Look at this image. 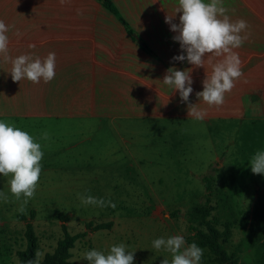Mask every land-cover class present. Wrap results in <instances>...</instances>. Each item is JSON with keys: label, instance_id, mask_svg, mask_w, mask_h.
I'll return each mask as SVG.
<instances>
[{"label": "rangeland", "instance_id": "374dc122", "mask_svg": "<svg viewBox=\"0 0 264 264\" xmlns=\"http://www.w3.org/2000/svg\"><path fill=\"white\" fill-rule=\"evenodd\" d=\"M250 121L209 128L142 120L85 129L82 122L61 119L54 133L49 119H28L22 121L24 127L13 123L41 144L44 155L35 195L23 214L18 209L24 198L17 201L9 191L10 176L0 174V192L8 195V202L0 198V264H18L26 221L34 227L40 261L62 237L60 215L71 234H83L70 249L69 259L76 264H89L87 251L108 254L121 243L134 251L133 264H161L163 259L171 264L172 255L154 249L152 242L180 235L186 247L194 243L190 227L206 230L200 209L207 194L202 176L207 173L214 177L207 221L220 231L226 252L236 264H264L255 217L264 211V175L253 174L249 166L253 154L264 150V121ZM73 127L77 133L84 130L80 143L74 139L82 135H74ZM44 132L48 140L41 139ZM78 194L106 204L84 205ZM100 223L111 225L96 229ZM199 247V264H226Z\"/></svg>", "mask_w": 264, "mask_h": 264}, {"label": "crops", "instance_id": "0c3cea01", "mask_svg": "<svg viewBox=\"0 0 264 264\" xmlns=\"http://www.w3.org/2000/svg\"><path fill=\"white\" fill-rule=\"evenodd\" d=\"M112 1L140 41L97 0H71L63 6L58 0H0V20L9 27V55L31 54L42 60L50 52L56 56L54 79L38 84L27 79L13 82L11 63L0 58V121L20 126L28 119H49L50 133L61 119L82 122L85 129L142 120L209 128L240 119L264 121V0H223L231 21L243 19L249 27L241 33L248 39L234 49L243 75L219 107L209 106L196 93L203 91V81L211 74L208 60L215 63L220 58L206 55L204 68L173 60L186 56L173 40L178 33L165 23L167 15L175 14L178 0ZM179 15L172 23L179 24ZM17 30L22 33L19 37ZM169 68L192 69L193 91L187 102L162 82ZM189 104L206 113L203 120L188 116ZM260 130L264 132V126ZM72 131L82 135L74 139L77 143L84 140L83 129Z\"/></svg>", "mask_w": 264, "mask_h": 264}, {"label": "clouds", "instance_id": "9594fccd", "mask_svg": "<svg viewBox=\"0 0 264 264\" xmlns=\"http://www.w3.org/2000/svg\"><path fill=\"white\" fill-rule=\"evenodd\" d=\"M61 6L70 3L71 0H58ZM82 14L81 10H77ZM227 9L223 6V0H178V7L175 14L179 15V24L172 23L175 16L167 15L165 23L170 24V30L177 32L173 37L178 41L185 55L173 57V60L185 61L194 68L205 65V56L220 58L215 63L210 58L208 63L212 66L210 76L203 81V91L196 93L198 98L209 106H222L225 94L235 87L243 72L242 64L238 54L234 51L243 45L248 39L246 32L249 25L243 19L235 22L231 21L226 14ZM9 27L3 20H0V58L3 62L11 63L10 70L13 82H20L27 79L34 84L43 80L48 83L55 77L56 56L50 52L43 60L31 54H22L15 58L9 55V39L6 33ZM16 35H22L18 30ZM29 48L34 49L35 45L30 44ZM192 69L175 70L169 68L163 78V83L172 90L179 92L183 102L189 100L193 89L190 72ZM205 112L198 110L195 105H188V116H194L198 120H203ZM42 140H48L49 134L44 132ZM41 144L35 142L33 136L21 130L14 124L0 121V174L9 177V191L17 200L23 197V203L18 211L23 214L26 205L35 195L36 188L42 171L41 160L43 158ZM249 166L253 174L264 175V150L256 151L249 161ZM0 198L8 202V195L0 192ZM78 198L84 205L105 206L104 199H97L92 196H81ZM107 205L115 208V204L107 202ZM153 248L163 249L172 255L171 264H199L203 249L196 243H191L185 247V239L176 235L167 239L157 238L153 242ZM134 251H126V246L121 243L111 246L108 254L97 250H90L84 254V258L89 264H133ZM39 256V253L37 254ZM33 264V262H29ZM161 264H169L168 259H163Z\"/></svg>", "mask_w": 264, "mask_h": 264}, {"label": "trees", "instance_id": "16d2710c", "mask_svg": "<svg viewBox=\"0 0 264 264\" xmlns=\"http://www.w3.org/2000/svg\"><path fill=\"white\" fill-rule=\"evenodd\" d=\"M99 1L104 8L112 12L125 26L126 30L132 35V38L140 41L134 31L130 28L128 23L124 20L122 15L120 14L118 8L114 4L112 0H97ZM140 45L148 52H151L150 49L144 44L140 43ZM214 181V177L212 173H207L202 176V183L207 192L205 197V203L203 207L200 209V217L201 221L206 227L205 231L195 230L190 227L192 234V242L196 243L198 246L206 247L212 254L215 255L221 262L226 264H236L231 256L226 252L224 244L220 239L221 233L220 231L213 226L209 221H207V216L209 214L208 203L210 201V195L212 192V183ZM33 215V211L31 212ZM21 218L24 219L22 215ZM258 229L260 236L262 237V244L264 246V211L260 210L255 213ZM63 223H61L62 237L59 238L56 242L54 249L51 252H47L44 254L43 258L38 261L37 259V249L38 242L35 234L34 227L31 221L25 222L24 229V237H25V247L22 250L17 251L18 256V264H29V262H33V264H76L74 261H71L70 258V249L73 247L75 241L82 236V233L71 234L66 224L65 217L60 215ZM111 223H100L95 226L96 229L109 227Z\"/></svg>", "mask_w": 264, "mask_h": 264}]
</instances>
